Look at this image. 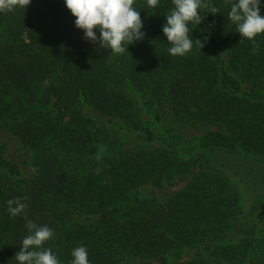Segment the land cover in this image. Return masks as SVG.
I'll return each mask as SVG.
<instances>
[{
  "label": "trees",
  "instance_id": "1",
  "mask_svg": "<svg viewBox=\"0 0 264 264\" xmlns=\"http://www.w3.org/2000/svg\"><path fill=\"white\" fill-rule=\"evenodd\" d=\"M206 2L218 13L200 9L184 56L169 53L162 30L172 0H135L145 36L123 54L88 40L65 0L0 13V129L36 169L15 178L0 147V264H18L29 235L24 213L7 211L25 196L28 218L53 230L43 247L60 264L78 246L89 264H264V34L254 52L228 20L231 4ZM85 107L139 140L128 145ZM162 112L202 134L152 128L145 115ZM181 182L166 197L136 193Z\"/></svg>",
  "mask_w": 264,
  "mask_h": 264
},
{
  "label": "clouds",
  "instance_id": "2",
  "mask_svg": "<svg viewBox=\"0 0 264 264\" xmlns=\"http://www.w3.org/2000/svg\"><path fill=\"white\" fill-rule=\"evenodd\" d=\"M135 0H65L67 8L75 19V26L84 31L88 40L98 43L112 54H123L128 46L143 39V22L140 12L133 5ZM31 0H0V13L14 12L17 8H27ZM150 7L155 8L159 0H147ZM174 8L166 15L167 23L163 25V33L171 44L168 49L173 56H184L193 47L189 38V24L199 25L204 19L200 9H207L212 14L218 13V8L206 0H172ZM231 4L228 20L237 26V32L243 39L253 42L255 52L259 45L255 42L258 35L264 34V16L261 15L260 0H225ZM100 35L97 36L96 30ZM201 49L203 43L196 39ZM127 45V48L125 47ZM36 171L35 168L32 169ZM99 172V170H97ZM27 201L29 197L22 198ZM17 197L7 201V211L12 217L24 213L26 228L29 235L23 238L22 246L14 259L18 264H60L57 256L50 248H44L54 232L46 225L38 226L30 220L25 212L28 205ZM71 264H89L88 250L78 246L72 250Z\"/></svg>",
  "mask_w": 264,
  "mask_h": 264
},
{
  "label": "rangeland",
  "instance_id": "3",
  "mask_svg": "<svg viewBox=\"0 0 264 264\" xmlns=\"http://www.w3.org/2000/svg\"><path fill=\"white\" fill-rule=\"evenodd\" d=\"M84 113L87 116L93 118L97 124L105 125L115 130L117 135L122 140H126V142H128V145H133L134 141L136 142L137 140H139L138 138H136L134 132L130 129V127H128L117 118L104 116L90 107H85ZM145 118L151 123L152 128H158L159 126L162 127L163 125H167V127H173L176 133H180L186 138L199 136L203 132L202 129H199L198 127H195L193 125L182 126L180 124H174L172 118L164 112H162L161 116L157 117L156 119L152 114H146ZM153 125H155L156 127ZM141 141L145 142L144 140ZM0 147L4 148L5 150V158L9 162L15 164L17 167L15 178H25L31 176L32 166L30 164V153L19 138L0 129ZM185 184V182H181L179 184L177 183L176 185L165 186L164 188L160 189L152 186H144L136 193L137 195L144 197H150L154 195H157L159 197H166L167 195L172 194L174 191L179 190ZM184 258H187V256H184L183 259ZM153 264L158 263L154 262Z\"/></svg>",
  "mask_w": 264,
  "mask_h": 264
}]
</instances>
